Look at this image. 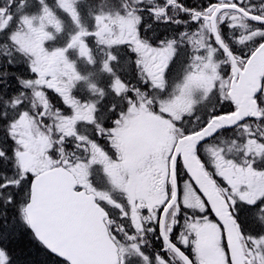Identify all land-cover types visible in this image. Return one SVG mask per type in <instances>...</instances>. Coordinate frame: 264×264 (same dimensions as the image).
<instances>
[{"label": "snow or ice", "instance_id": "snow-or-ice-1", "mask_svg": "<svg viewBox=\"0 0 264 264\" xmlns=\"http://www.w3.org/2000/svg\"><path fill=\"white\" fill-rule=\"evenodd\" d=\"M0 264H264V0H0Z\"/></svg>", "mask_w": 264, "mask_h": 264}]
</instances>
